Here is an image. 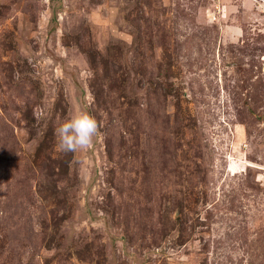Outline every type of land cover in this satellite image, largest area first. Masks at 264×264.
<instances>
[{
	"label": "rangeland",
	"instance_id": "obj_1",
	"mask_svg": "<svg viewBox=\"0 0 264 264\" xmlns=\"http://www.w3.org/2000/svg\"><path fill=\"white\" fill-rule=\"evenodd\" d=\"M0 264H264V0H0Z\"/></svg>",
	"mask_w": 264,
	"mask_h": 264
}]
</instances>
